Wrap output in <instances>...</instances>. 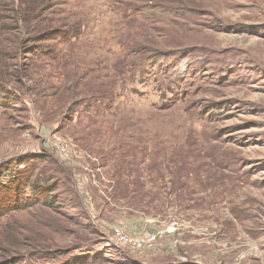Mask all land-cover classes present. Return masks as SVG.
Masks as SVG:
<instances>
[{"label":"rangeland","instance_id":"rangeland-1","mask_svg":"<svg viewBox=\"0 0 264 264\" xmlns=\"http://www.w3.org/2000/svg\"><path fill=\"white\" fill-rule=\"evenodd\" d=\"M0 213V264H264V0H0Z\"/></svg>","mask_w":264,"mask_h":264},{"label":"built area","instance_id":"built-area-1","mask_svg":"<svg viewBox=\"0 0 264 264\" xmlns=\"http://www.w3.org/2000/svg\"><path fill=\"white\" fill-rule=\"evenodd\" d=\"M175 228V223H171L167 228L166 232H171ZM113 236L117 242L121 245L129 246L133 249H144L151 248L157 239V233H144V234H126L121 228L113 229Z\"/></svg>","mask_w":264,"mask_h":264},{"label":"trees","instance_id":"trees-1","mask_svg":"<svg viewBox=\"0 0 264 264\" xmlns=\"http://www.w3.org/2000/svg\"><path fill=\"white\" fill-rule=\"evenodd\" d=\"M38 7V5L35 7V8H33V9H31V11L30 12H35L36 11V8ZM15 12V11H14ZM19 17L21 18V15L19 14ZM26 22V21H25ZM24 22V23H25ZM26 27H25V33H32L33 34V36H39L36 40L38 41V40H44L45 39V37H51L52 35H54V34H58V33H60L61 31H58V30H55V29H47V30H41L40 28V25H39V23H37V24H34V25H29V24H26L25 25ZM63 35V34H62ZM41 36H43V37H41ZM64 36V35H63ZM3 190H5V193L6 194H9V195H11L12 194V192L13 193H15L18 189H17V185L16 186H14L12 189L11 188H8V189H3ZM9 199L7 198L6 199V201H8ZM0 215H1V213H0Z\"/></svg>","mask_w":264,"mask_h":264}]
</instances>
